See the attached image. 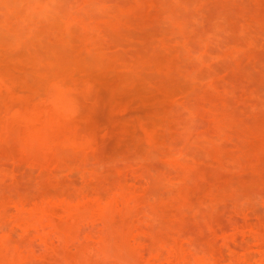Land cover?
I'll list each match as a JSON object with an SVG mask.
<instances>
[{"label": "rangeland", "instance_id": "rangeland-1", "mask_svg": "<svg viewBox=\"0 0 264 264\" xmlns=\"http://www.w3.org/2000/svg\"><path fill=\"white\" fill-rule=\"evenodd\" d=\"M0 264H264V0H0Z\"/></svg>", "mask_w": 264, "mask_h": 264}]
</instances>
